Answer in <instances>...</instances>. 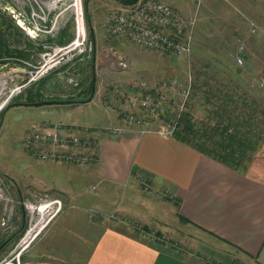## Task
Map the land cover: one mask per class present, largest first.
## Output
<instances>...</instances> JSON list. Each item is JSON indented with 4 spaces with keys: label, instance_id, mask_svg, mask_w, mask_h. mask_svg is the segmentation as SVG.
Masks as SVG:
<instances>
[{
    "label": "crops",
    "instance_id": "obj_1",
    "mask_svg": "<svg viewBox=\"0 0 264 264\" xmlns=\"http://www.w3.org/2000/svg\"><path fill=\"white\" fill-rule=\"evenodd\" d=\"M165 1L182 9L181 0ZM237 2L246 15L229 26L231 38L243 40L247 49L235 56L263 78L264 0ZM90 103L45 104L74 112L81 120L59 121L90 126L100 144L97 162L87 166L36 163L44 190L58 192L67 204L39 240L50 237L39 251L43 256L59 264H264V141L247 168L236 170L173 136L148 130L146 123L127 126L114 111ZM111 125L124 130L110 136L104 127ZM158 191L173 196L159 198ZM62 213L69 220L59 222ZM184 234H201L214 245L196 244L193 253L170 246L176 240L189 243Z\"/></svg>",
    "mask_w": 264,
    "mask_h": 264
},
{
    "label": "rangeland",
    "instance_id": "obj_2",
    "mask_svg": "<svg viewBox=\"0 0 264 264\" xmlns=\"http://www.w3.org/2000/svg\"><path fill=\"white\" fill-rule=\"evenodd\" d=\"M27 3L28 0H0V39H6V45H10V48L22 49L27 54L23 58L7 56L8 51L4 53L5 56L0 55V78H8L5 89L0 92V242L4 240L0 245V264H59L39 252L44 250L50 240L48 236L39 243L55 219L50 220L56 206L42 207V211L46 210L44 214L36 208L56 198L62 201V211L67 204L58 192L44 190L34 171L36 163L44 160L38 157L40 150L23 143V137L39 121L81 119H77L74 112L65 114L49 110L54 105H23L31 93L35 99L32 103L59 102L72 100L73 97L80 98L78 101L90 97L95 83L96 89L103 86L105 95L99 97L108 111H114L123 121L124 111H131L144 120L145 128L163 136L174 137L178 120L186 111L191 112L196 123L226 122V118L217 119V111L227 110L226 114L235 115L250 114L258 126L255 129L264 133V77L247 71L245 62H237L235 51L239 50L240 41L231 38L233 29L229 26L236 17L244 18L246 15L237 0L179 1L182 9L176 8L186 20L196 19L190 55L143 48L119 35L109 34L106 23L122 3L121 0H84L88 50L83 59L76 58L36 81L30 79L48 58L49 42L54 40L66 44L75 40L77 28L70 22L59 29L55 38L44 32L32 38L16 23L20 10L13 11L19 7L22 10ZM247 19L249 24L256 25L253 19ZM9 25L12 27L8 28ZM241 45L246 47L245 52L247 43ZM234 56L238 63L236 66L233 65ZM72 68L80 71V87L67 81L66 75ZM143 82L149 87H161L163 94L152 92L155 109L151 112L139 108L137 104L125 103L123 107V100L116 97L110 99L114 105L106 102V94L109 96L114 89L120 91L123 99V95L145 92L140 88ZM136 84H139V89L135 87ZM184 91L188 93L187 96ZM7 98L10 99L5 103ZM118 107H123L121 109L124 111L120 112ZM262 138L251 155L252 160L264 141L263 134ZM150 189L152 191L153 188ZM111 217L115 219L113 215ZM66 219L69 220V216L62 213L59 222ZM45 222V229L33 233L37 224ZM29 232L33 233L34 239L26 245L24 239ZM200 235L184 234L183 240L189 243L176 240L170 246L178 248L181 245L186 248L184 253L195 252L198 245L213 247L214 244L207 237Z\"/></svg>",
    "mask_w": 264,
    "mask_h": 264
},
{
    "label": "built area",
    "instance_id": "obj_3",
    "mask_svg": "<svg viewBox=\"0 0 264 264\" xmlns=\"http://www.w3.org/2000/svg\"><path fill=\"white\" fill-rule=\"evenodd\" d=\"M83 6L84 0H28L22 10L19 9L20 7L13 9V11L20 10L16 23L32 38H37L40 32L55 38L59 29L69 25L70 22H73L77 28L75 40L66 44H59L54 40L49 42L51 45L48 58L45 59V63L36 71L30 81L40 80L41 77L50 74L53 69L76 58L83 59L88 50ZM26 7L29 8V12ZM195 24L196 19L187 21L176 7L165 0H136L132 3L122 2L120 4L118 9L109 16L106 23V31L112 35H119L132 44L143 48L165 53L190 55L195 39ZM251 29L256 31L257 26L253 24ZM50 40L48 39V41ZM243 43L244 41L241 40L240 52L245 48L244 45H241ZM237 62L242 64V57L238 56ZM79 72L78 68H72L68 71L66 77L69 84L81 86L82 81L80 82ZM135 87L139 89V84H136ZM102 88L103 86L100 85V88L95 90L96 95L94 94L91 100L92 103H103L100 102L101 97H99L105 95V91H102ZM140 88L144 89L145 92L136 95H123L124 99L120 96V91L114 89L109 96L106 94V102L112 105L113 103L110 99L116 97L123 100L121 101L123 107L126 106L125 103L137 104L139 108L151 112L155 109L152 92H158L163 95L160 91L161 87H149L143 82ZM183 93L186 96L188 94L186 91ZM9 99L7 98L5 103ZM121 108L118 107V110ZM122 111L124 110L121 109L120 112ZM123 119L125 124L135 127L145 123L142 118L137 117L131 111H124ZM33 126L26 131L23 143L27 147H35L40 150L38 157L41 160L64 161L82 166L97 162L96 151L100 143L97 136L91 131L90 126H77L63 122L52 123L44 120ZM123 130V126L105 128V132L110 136H117ZM149 187L151 188V185L146 182L145 189L147 191H151ZM156 194L159 198H171L173 196L172 193L165 191H158ZM47 205L49 207L51 205L56 206L50 218L52 220L59 214L62 201L60 198H56L45 205L38 206L36 209L46 208L48 207Z\"/></svg>",
    "mask_w": 264,
    "mask_h": 264
},
{
    "label": "trees",
    "instance_id": "obj_4",
    "mask_svg": "<svg viewBox=\"0 0 264 264\" xmlns=\"http://www.w3.org/2000/svg\"><path fill=\"white\" fill-rule=\"evenodd\" d=\"M134 1L135 0H121V2L124 3H132ZM11 27L12 25L8 26V28ZM7 51H8L7 56L15 55L21 58L27 56V54H25L26 52L23 51L22 49L10 48V45L8 46L6 45V39L3 40L0 39V55L2 54V56H5L4 53ZM73 98H71L72 100H64V101H66L65 103H73V104H78V103L82 104V103L91 102V100L90 101L87 100L89 97L78 101L77 99L80 98L77 97H73ZM26 102L27 103L35 102L34 94L31 93L29 96H27ZM9 105L11 104H8V106ZM227 112H228L227 110H224L222 112L217 111L215 113L217 119L226 118L227 120L226 122L225 121L220 122L219 120L218 122L199 121L197 122L198 123L197 124L196 121L193 120L194 118L191 112L186 111L184 115L178 120V127L174 131V137L177 140L195 148L196 150L206 155L215 158L216 160L236 170H244L252 161L251 155L256 150L260 140L261 141L263 140L262 134L264 135V133H262L263 132L262 130L259 131V129H255V127L258 128V126L255 125L256 122H254L253 120L254 119L253 115L250 116L249 114L248 116L247 114H242V113H238L237 115L226 114ZM212 120H214V118ZM66 124H71V123H66ZM105 128L106 127H104V129ZM182 219L186 220L184 218ZM3 241L0 242V245L3 244Z\"/></svg>",
    "mask_w": 264,
    "mask_h": 264
},
{
    "label": "bare ground",
    "instance_id": "obj_5",
    "mask_svg": "<svg viewBox=\"0 0 264 264\" xmlns=\"http://www.w3.org/2000/svg\"><path fill=\"white\" fill-rule=\"evenodd\" d=\"M7 79H8L7 76H3V77L0 78V88L1 89H5L6 84H7L6 83ZM47 206H49V205H47ZM39 210L42 211L41 208ZM44 211H46V210H44ZM44 211H42L43 214H44ZM46 222L44 224H40V223L37 224V226L35 227V229H37V230L34 229V232L33 231L32 232L37 234L41 229H43L46 226V224H47ZM33 233L29 232L27 234L26 238L24 239V244L28 245L31 242V240L34 239V236L32 237Z\"/></svg>",
    "mask_w": 264,
    "mask_h": 264
},
{
    "label": "water",
    "instance_id": "obj_6",
    "mask_svg": "<svg viewBox=\"0 0 264 264\" xmlns=\"http://www.w3.org/2000/svg\"><path fill=\"white\" fill-rule=\"evenodd\" d=\"M136 1V0H135ZM95 83L93 84V89H92V93L90 95V97L87 99L88 101L92 100L94 94H95ZM0 92H1V88H0ZM66 101H59V102H50V101H45V102H38V103H22L23 105H38V106H41V105H45V104H53V103H65ZM18 104V103H17ZM20 104V105H22Z\"/></svg>",
    "mask_w": 264,
    "mask_h": 264
}]
</instances>
